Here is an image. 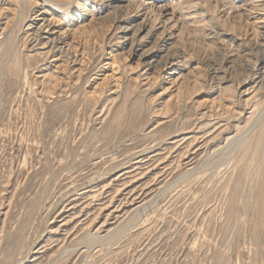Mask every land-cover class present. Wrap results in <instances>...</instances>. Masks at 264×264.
Here are the masks:
<instances>
[{
    "label": "rangeland",
    "instance_id": "1",
    "mask_svg": "<svg viewBox=\"0 0 264 264\" xmlns=\"http://www.w3.org/2000/svg\"><path fill=\"white\" fill-rule=\"evenodd\" d=\"M0 264H264V0H0Z\"/></svg>",
    "mask_w": 264,
    "mask_h": 264
},
{
    "label": "bare ground",
    "instance_id": "2",
    "mask_svg": "<svg viewBox=\"0 0 264 264\" xmlns=\"http://www.w3.org/2000/svg\"><path fill=\"white\" fill-rule=\"evenodd\" d=\"M25 1V0H24ZM27 10V9H26ZM40 15H42V14H40ZM22 16H24V15H22ZM27 15H25L24 17H26ZM24 17H23V19H24ZM28 17H26V19H27ZM39 30H41L40 28H39ZM259 119H260V117H258L255 121H254V123H253V125H252V127H254V126H256V124H258L257 122L259 121ZM143 206V205H142ZM146 206V205H145ZM144 206V207H145ZM141 207V206H140ZM143 207V208H144ZM141 209V208H140Z\"/></svg>",
    "mask_w": 264,
    "mask_h": 264
}]
</instances>
